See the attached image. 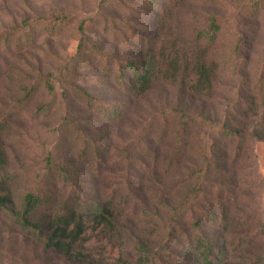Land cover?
I'll return each instance as SVG.
<instances>
[{"label": "rangeland", "instance_id": "1", "mask_svg": "<svg viewBox=\"0 0 264 264\" xmlns=\"http://www.w3.org/2000/svg\"><path fill=\"white\" fill-rule=\"evenodd\" d=\"M164 1L0 0V31L20 38L18 46L2 49L0 55V120L8 127L6 146L9 169L17 176V197L34 190L50 196L58 211L73 196L72 186L53 179L56 168L66 167L78 182L74 191L79 200L127 198L121 220L136 239L143 237L142 222H156V212L171 217L160 202L169 188L172 204L185 192L174 180L200 166L206 153L218 152L224 174H216L195 195L193 210L199 213L215 200L225 210L236 192L239 203L242 196H256V217L264 220V188L261 191L255 181L258 174L264 178V140L239 145L223 136L226 125L253 131L258 115L264 113V0H180L183 18L178 31L187 43L194 41L198 27H204L199 21L208 25L206 17L217 15L223 23L212 52L223 66L206 94L189 93L179 84H158L137 99L116 83L114 74L127 63H141V49L156 38L153 23ZM240 40L237 58L235 45ZM46 80L54 86L53 94ZM33 86V98L21 103L24 89ZM83 92L93 104L83 99ZM50 101L54 105L49 113L36 111ZM111 106L119 115H111ZM183 116L193 122L179 140L176 133L186 121ZM208 116L218 122L210 123ZM176 157L180 167L168 166ZM244 179L251 182L249 187H244ZM229 209L248 211L242 205ZM189 216L176 219L175 229L164 227L173 228L177 237L181 230L192 234ZM85 230L81 249L96 264L137 256L133 244L111 238L102 226L88 221ZM168 237L152 241L161 264H198L183 239L173 244L167 243ZM0 264H64V258L45 252L0 215ZM216 264L233 262L225 258Z\"/></svg>", "mask_w": 264, "mask_h": 264}, {"label": "trees", "instance_id": "2", "mask_svg": "<svg viewBox=\"0 0 264 264\" xmlns=\"http://www.w3.org/2000/svg\"><path fill=\"white\" fill-rule=\"evenodd\" d=\"M180 6V0L163 2V7L155 16L153 23L156 38L151 43L149 40L141 49V63L139 65L127 63L126 69H120L114 74L116 83L124 89L128 88L137 99L153 91L158 84L167 87L179 84L187 92L198 95L212 90L217 72L223 66L215 60L212 52L224 25L217 15H210L204 20L208 22L207 26L202 21L198 22L204 27H198L194 41L187 43L189 41L183 40L178 31L183 18ZM19 41L20 38H16L11 31H0V55L2 49H9L16 44L18 46ZM241 47L242 40L235 45L237 58ZM1 62L2 58H0V66ZM128 71L129 74H127ZM45 82L53 94L54 86L48 80ZM36 89V86L24 89L21 103L29 102L36 93ZM263 89L264 81L261 82V90ZM83 93V99L93 104L92 97L87 92ZM253 104L256 106V103L253 102L252 106ZM53 105L54 102L50 101L39 105L36 111L49 113ZM108 111L113 116L119 115L118 110L113 106ZM183 117L186 121L180 124L178 133H176L179 140L184 137L193 122L191 118ZM206 120L210 123L218 122L209 116ZM7 129L6 123L0 120V215L9 220L14 227L34 238L42 245L45 252L54 251L61 255L64 258V264H96L92 256L82 251L87 239L84 234L88 221L102 226L103 231L111 238L115 237L119 241H128L133 244L137 256L119 258L117 264H161L158 258L159 250L155 248L152 241L164 234L169 236L166 239L167 243L169 241L174 244L178 238L179 241L183 239L188 244L189 251L196 255L198 264H216L225 258L233 264H264V220L256 217L258 214L257 207H255L256 196L253 198L242 196V202L239 203L235 192L230 197L231 203L225 210L222 209L219 200H215L206 209H199V213H196L197 211L195 212L191 206L195 195H199L204 187L207 188V183L214 179L212 177H216L218 173L223 176L222 160L218 152L212 153L214 156H207L208 153H206V158L200 166L189 169L184 176L174 180L175 186L181 187V190L185 192L178 196L177 203L172 204L169 199L172 188H169L162 194L167 198L160 202L171 212V217L170 214L166 215L167 218L161 217L156 212L153 216L156 222H142L143 237L135 239L133 232L121 220L127 198L120 199L119 202L108 199L102 203L79 200L78 194L74 191L78 182L72 180V174L66 167L56 168L53 179L72 186L73 196L62 202L58 211L51 205L50 196L40 195L34 190L26 191L17 197L15 194L17 176L9 169V154L5 137ZM223 134L225 140L236 141L239 145L245 144L248 140L254 143L263 141L264 113L258 115L253 131L247 132L240 127L232 128L226 125L223 126ZM253 148L254 144L252 151ZM217 149L218 146L215 143L213 150ZM93 150L96 152L97 148ZM179 165L180 159L177 157L168 162L170 167L179 168ZM170 167L167 170H170ZM255 181L256 184L257 181L259 182L261 191H263L264 178L258 174ZM191 183L193 186L190 189ZM243 183L245 188L251 185L247 179H244ZM230 205L235 207L242 205L248 211L239 209L230 211ZM186 213L191 215L189 216L191 222L189 227L192 234L181 230L182 235L177 237L173 227L174 221L178 218H185ZM164 226L174 229L166 230ZM166 251L172 252L169 248ZM178 264H184V262H178Z\"/></svg>", "mask_w": 264, "mask_h": 264}]
</instances>
